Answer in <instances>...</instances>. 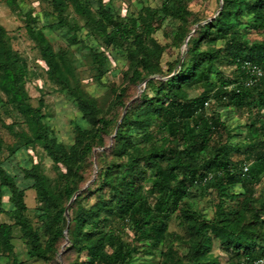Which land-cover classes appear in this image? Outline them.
I'll return each mask as SVG.
<instances>
[{
	"label": "trees",
	"instance_id": "1",
	"mask_svg": "<svg viewBox=\"0 0 264 264\" xmlns=\"http://www.w3.org/2000/svg\"><path fill=\"white\" fill-rule=\"evenodd\" d=\"M43 1L51 6L43 13L47 28L66 30L67 47L55 52L45 34L35 28L37 20L30 13L24 14L26 30L38 46L49 80L75 100L91 128L76 127L75 143L67 149L43 123L39 109L29 122L31 137L26 138V145L40 146L59 171L56 186L51 185L39 165L24 171L41 204L38 210L43 223L39 229L27 216L25 192L0 164V213L11 222L0 223V264L16 262V228L30 255L39 260H49L60 242L66 240L70 253L66 264H132L137 248L124 239L125 230L132 231L135 242H147L150 248H156L169 234L168 219L185 199L194 196V190L202 196L213 192L220 202L213 221L184 212L192 227L185 264H221L219 257H206L216 241L234 264L264 258V203L259 210L253 209L250 221L245 215L247 206L254 204L249 196L255 174L264 173V141L259 152L248 153L250 174H243L231 147L221 143L224 134L231 138V131L205 108L206 102L215 99L224 109L249 117L264 109V79L251 88H231L245 78L242 62L264 67V39L251 42L247 38L253 31L264 32V0H223L217 17L192 31L196 37L186 28L187 9L193 0H163L160 8H143L137 19L131 17L127 4L113 8L114 0ZM7 4L13 10H22L23 2L19 0H7ZM67 9L101 35L108 46L127 54L128 83L145 86L120 122L105 116L73 79L67 62L71 49H88L99 70L106 63L104 55L79 36L78 27L65 16ZM167 19L178 24L175 37L179 44L189 35L185 55L170 64L168 78L159 67L165 49L154 38ZM219 41L225 42V49L202 48L205 43ZM224 53L237 66L235 80L215 73L214 67ZM157 75L160 80L154 79ZM27 83V62L13 50L8 32L0 23V92L10 97L11 103L24 106L31 99ZM196 86L203 92L192 98L189 90ZM118 92L115 101L126 108L120 93L123 89ZM262 126L264 130V121ZM250 130L258 129L252 124ZM90 158H95L99 169L93 186L99 185L94 191L91 186L82 189L88 183ZM148 182L151 185L147 189ZM236 186L245 193L229 195V188ZM5 191L10 193L9 212L1 211ZM78 191L82 192L72 201ZM90 194L98 195L92 204L88 201ZM240 197L241 208L230 213L225 200Z\"/></svg>",
	"mask_w": 264,
	"mask_h": 264
},
{
	"label": "rangeland",
	"instance_id": "2",
	"mask_svg": "<svg viewBox=\"0 0 264 264\" xmlns=\"http://www.w3.org/2000/svg\"><path fill=\"white\" fill-rule=\"evenodd\" d=\"M23 2L21 12L13 10L7 4V0H0V23L8 32L11 47L19 56L27 62L28 66V83L27 92L30 101L24 106H17L10 102V97L0 92V139L2 141V150L0 153V164L8 175L16 182L17 187L25 192V203L28 208L27 216L32 220L36 228H40L43 222H40L39 208L41 204L36 198L32 189L33 182L24 178V171L31 169L34 165H39L41 171L46 175L52 186L58 184L59 171L54 168L52 161L46 155L40 146L30 147L26 145V138L31 137L29 122L33 119L37 109L43 117L42 121L51 130L54 131L57 140L67 149H70L75 143L76 127L81 129H90L91 124L85 118L84 114L76 104L75 100L62 92L60 87L51 82L47 75V67L42 61L39 49L35 41L31 38L26 30L25 13H30L33 19L37 20L35 28L42 31L55 52L67 47L66 30H50L47 28L43 19V13L51 10V6L43 0H19ZM108 2V0H106ZM163 0H114L113 8H119L127 4L131 17L137 19L143 8L157 9L160 8ZM95 8L96 5H95ZM223 8V0H193L188 6V15L186 28L191 31L201 24L208 23L217 17L219 11ZM65 16L69 21L78 27V34L86 42L97 48L105 58L104 67L99 70L93 62V58L88 49L80 47L69 50L67 62L69 63L73 79L82 88L83 92L94 99L103 114L110 119L118 122L121 121L125 113L123 108L116 100V93L123 89L122 102L128 105L134 99L138 98L145 86H132L128 83L126 74L130 68V62L127 54L117 51L108 46L101 35H99L91 26L87 25L83 19L74 15L72 9L65 11ZM176 28L178 24L167 19L162 29L154 36L155 40L165 51L160 58L159 67L164 77H170V64L175 63L179 58L185 55L187 48L185 42L176 40ZM197 38L199 36L197 35ZM247 38L251 42H257L264 39V32H251ZM225 42L219 41L215 44H204L202 48L207 49H225ZM225 53L216 63L214 70L219 77L224 79L235 80L237 75V66L230 63L225 58ZM162 75V76H163ZM160 80L161 76L154 77ZM213 77V81H215ZM218 86V91L220 90ZM203 90L195 87L189 90L190 96L196 98L201 96ZM206 112L219 117L231 131V138L224 134L221 143L227 142L231 147V153L234 160L240 163L243 168V174H250L252 162L246 161L248 153H257L264 141L262 137V121H264V109L259 110L251 117L247 113L237 112L232 109H224L220 103L211 99ZM255 125L258 130H250V125ZM110 145V144H109ZM240 148L237 151L236 148ZM98 151H96L97 153ZM95 153V154H96ZM104 160V159H103ZM102 161V159H101ZM105 161V160H104ZM241 161L247 162L241 165ZM88 186H96L94 182L99 177V169L95 164V158H90L88 162ZM254 184L251 186L250 198L254 204H249L245 211L247 221L253 216V209L259 210L264 203V173L255 174ZM86 185L83 188L86 187ZM151 183H146V188ZM87 186V187H88ZM231 194L245 193L241 186L229 188L227 191ZM97 194H90L88 201L93 203L97 199ZM10 193L4 192V202L1 211L9 212L12 204L9 201ZM243 197L236 199H226L225 207L231 212L238 211L241 208ZM219 197L213 192L202 196L200 192L194 190V196L185 199L178 212L168 219V236L156 248H150L147 242H135L134 235L129 228L124 232V239L132 246L137 248L132 264H185L189 253V243L192 239V227L190 222L184 217V212L190 216H199L206 221H213L218 210ZM87 202L84 201L85 205ZM11 223L5 214L0 213V223ZM264 229V224L261 225ZM41 231V230H40ZM43 236L42 231L40 232ZM13 245L15 249L16 262L14 264H66L70 258L67 252L68 243L66 240L60 242L57 253L49 260H39L30 255L29 247L21 239V233L16 228L13 233ZM45 241L46 239L43 238ZM206 257L214 260L219 257L221 264H234L235 261L224 251L219 242H215L211 251L207 252ZM9 264H13L9 260Z\"/></svg>",
	"mask_w": 264,
	"mask_h": 264
},
{
	"label": "built area",
	"instance_id": "3",
	"mask_svg": "<svg viewBox=\"0 0 264 264\" xmlns=\"http://www.w3.org/2000/svg\"><path fill=\"white\" fill-rule=\"evenodd\" d=\"M242 72L244 73L245 78L240 81L239 84L231 86V88H238L243 86L245 88H251L256 86L260 81L264 79V67L256 65L250 61H244L241 64ZM236 92H239L237 90ZM209 106V102L205 103V108ZM245 171H248V168L245 167ZM243 264H264V258L254 260L251 262H245Z\"/></svg>",
	"mask_w": 264,
	"mask_h": 264
},
{
	"label": "water",
	"instance_id": "4",
	"mask_svg": "<svg viewBox=\"0 0 264 264\" xmlns=\"http://www.w3.org/2000/svg\"><path fill=\"white\" fill-rule=\"evenodd\" d=\"M188 39H189V38H188ZM188 39H187V41L185 42V47H186V45H187ZM132 102H133V101H131V103H132ZM131 103H130V104H131ZM130 104H128V105L126 106V108H125V112H126L128 106H129ZM87 186H88V185H86V187H87ZM86 187H85V188H86ZM81 192H82V191H78V192L75 194V196L73 197L72 201H73V200L76 198V196L79 195ZM66 216H67L68 223H69V222H70V218H69V214H68V208L66 209Z\"/></svg>",
	"mask_w": 264,
	"mask_h": 264
}]
</instances>
